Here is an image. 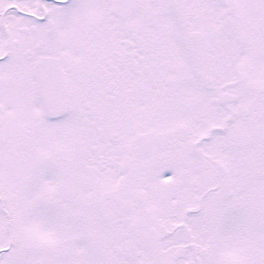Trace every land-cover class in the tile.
<instances>
[{
  "label": "snow or ice",
  "instance_id": "1",
  "mask_svg": "<svg viewBox=\"0 0 264 264\" xmlns=\"http://www.w3.org/2000/svg\"><path fill=\"white\" fill-rule=\"evenodd\" d=\"M0 264H264V0H0Z\"/></svg>",
  "mask_w": 264,
  "mask_h": 264
}]
</instances>
